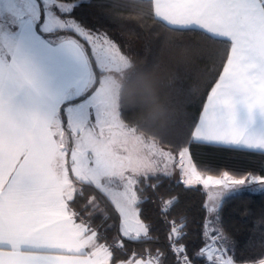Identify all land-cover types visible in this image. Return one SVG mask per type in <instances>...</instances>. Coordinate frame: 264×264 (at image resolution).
Masks as SVG:
<instances>
[{
    "label": "snow or ice",
    "instance_id": "6c2138e0",
    "mask_svg": "<svg viewBox=\"0 0 264 264\" xmlns=\"http://www.w3.org/2000/svg\"><path fill=\"white\" fill-rule=\"evenodd\" d=\"M69 0H18L9 7L13 20L25 27L35 18L45 38H71L79 45L90 72L111 62L119 46L106 33L85 25ZM45 3L48 7L45 9ZM146 0H121L100 7L145 8ZM151 14L172 28L199 29L222 47L210 53L219 69L203 105L199 121L191 126L185 143L178 148L179 161L170 151L163 161L178 164L181 184L187 190L196 186L218 191L207 193L211 205L205 204L207 216L202 225L201 246L189 251L181 241L186 236L173 221L170 225L167 253H149L145 260L129 253L126 242H150V226L140 216L142 202L135 188L131 197L109 198L119 216L118 238L111 244L94 230L84 213L89 203L83 201L84 188L91 184L90 174L104 171L102 151L94 146L91 133L105 118L107 102L94 95L96 115L89 125L39 120L13 114L3 86L18 81L31 83L24 66L9 53L8 65L0 66V264H264V239L260 250L246 257L236 255L234 244L223 235L222 202L226 191L239 188L264 192V175L249 173L236 179L227 172L221 178L202 176L191 162L192 143L220 144L233 149L264 153V136L245 135L235 126L224 123L221 106L233 115L235 98L249 110L264 112V0H147ZM70 155V163L66 159ZM168 164L157 176L169 175ZM264 171V170H262ZM75 178V179H74ZM155 177L149 175L145 180ZM139 183V181H136ZM79 185V187H77ZM95 186V185H92ZM149 187H156L148 185ZM239 186V187H238ZM198 190V189H197ZM174 198L164 201L167 215ZM264 221V214H262ZM79 221V222H77Z\"/></svg>",
    "mask_w": 264,
    "mask_h": 264
},
{
    "label": "trees",
    "instance_id": "16d2710c",
    "mask_svg": "<svg viewBox=\"0 0 264 264\" xmlns=\"http://www.w3.org/2000/svg\"><path fill=\"white\" fill-rule=\"evenodd\" d=\"M75 3L77 17L89 28L107 31L131 56L133 71L124 82L119 96L120 116L124 122L146 139L178 155V148L185 143L187 133L199 117L206 103L212 83L218 78L219 69L210 53L222 47L199 29L172 28L151 14L150 4L145 8L100 7L101 4L119 3L121 0H69ZM37 30H40L37 27ZM41 33V32H40ZM95 79L79 97L65 101L60 113L65 117V107L91 95L99 86L100 68L94 70ZM66 122V120L64 121ZM190 154L198 170L211 175L225 172L237 177L249 173L264 175V153L247 149H233L226 145L192 143ZM145 180L138 174L136 190L142 202L139 205L141 219L150 226V242L127 243L129 253L146 257L151 253H167L170 225L173 221L186 236L181 241L189 251L201 246L202 225L206 219L204 205L207 191L201 186L187 190L177 174ZM75 179V178H74ZM91 183L84 188L83 201L76 208L89 203L94 197L97 206L89 203V213L84 217L104 239L100 243H113L119 236V216L109 197ZM154 185L156 187H149ZM198 189V190H197ZM174 198V206L167 215L161 209L164 201ZM264 192L241 190L228 194L222 202L221 221L223 235L236 246L238 257L258 252L264 239Z\"/></svg>",
    "mask_w": 264,
    "mask_h": 264
},
{
    "label": "rangeland",
    "instance_id": "374dc122",
    "mask_svg": "<svg viewBox=\"0 0 264 264\" xmlns=\"http://www.w3.org/2000/svg\"><path fill=\"white\" fill-rule=\"evenodd\" d=\"M17 2L18 0H0V41L12 38L16 33L15 28H17L19 23L13 20L9 13V7L15 6ZM32 2L34 3V0ZM73 4L75 3L68 2L67 6L72 7ZM47 7L48 5L45 3V9ZM95 30L106 33L115 41L107 31L103 29ZM116 44L123 55L116 54L111 62L99 67L103 73L97 89L82 100L68 103L65 107V117L62 116L63 122L66 120V122H71L72 124L89 125L91 119L96 115L94 95L103 97L107 102L103 123L91 133L94 146L98 147L103 153L106 161L105 168L102 173L98 175L90 174L88 178L91 180V183L96 185L109 198H121L122 194L131 197L133 189L135 188L136 190L138 174L144 176L155 175L163 170L164 163L168 164L167 171L169 174L180 176L178 164L174 165L172 161L162 160L163 153L169 150L160 146L154 140L146 139L134 127L126 124L120 116V91L124 82L133 71V62L131 56L124 52L117 42ZM82 93L83 91L74 90L69 94L68 100L77 96L79 97ZM172 154L178 162L179 155ZM66 159L70 163V155ZM191 162L195 165L192 157ZM201 174L205 178L211 175L203 172ZM228 174L236 179L241 178L230 173ZM211 176L221 178L223 174ZM220 187L219 185H213L210 186V189H206V191L208 193L211 190L215 193ZM241 190L250 189L239 188L238 191ZM234 192L237 191H226L224 198ZM211 203L212 201L208 200L207 197V204L211 205ZM91 205L95 208L97 201L95 199L91 200Z\"/></svg>",
    "mask_w": 264,
    "mask_h": 264
},
{
    "label": "crops",
    "instance_id": "0c3cea01",
    "mask_svg": "<svg viewBox=\"0 0 264 264\" xmlns=\"http://www.w3.org/2000/svg\"><path fill=\"white\" fill-rule=\"evenodd\" d=\"M12 38L0 41V66L8 65L9 53L27 71L31 83H5L3 92L13 114L39 120L62 121L60 109L72 91H84L94 82L79 45L71 38H45L32 18L25 27L18 24ZM82 93V94H83ZM224 123L240 128L245 135L264 136V112L235 98L233 115L221 106ZM79 222V221H77ZM142 257V256H138ZM145 260L149 256L142 257Z\"/></svg>",
    "mask_w": 264,
    "mask_h": 264
}]
</instances>
